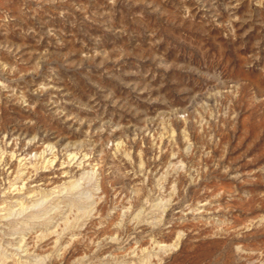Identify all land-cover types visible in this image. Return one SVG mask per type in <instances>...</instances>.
I'll return each instance as SVG.
<instances>
[{"label": "rangeland", "instance_id": "obj_1", "mask_svg": "<svg viewBox=\"0 0 264 264\" xmlns=\"http://www.w3.org/2000/svg\"><path fill=\"white\" fill-rule=\"evenodd\" d=\"M0 264H264V0H0Z\"/></svg>", "mask_w": 264, "mask_h": 264}]
</instances>
